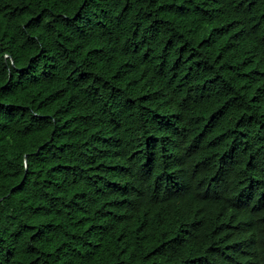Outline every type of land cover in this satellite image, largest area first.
Here are the masks:
<instances>
[{
	"label": "trees",
	"instance_id": "trees-1",
	"mask_svg": "<svg viewBox=\"0 0 264 264\" xmlns=\"http://www.w3.org/2000/svg\"><path fill=\"white\" fill-rule=\"evenodd\" d=\"M0 264H264V0H0Z\"/></svg>",
	"mask_w": 264,
	"mask_h": 264
},
{
	"label": "water",
	"instance_id": "water-1",
	"mask_svg": "<svg viewBox=\"0 0 264 264\" xmlns=\"http://www.w3.org/2000/svg\"><path fill=\"white\" fill-rule=\"evenodd\" d=\"M2 199V198H1Z\"/></svg>",
	"mask_w": 264,
	"mask_h": 264
}]
</instances>
